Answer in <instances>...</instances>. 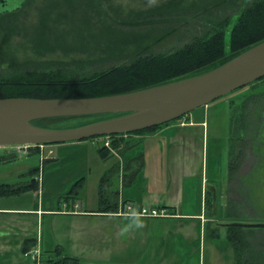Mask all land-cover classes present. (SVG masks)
Returning <instances> with one entry per match:
<instances>
[{"label":"rangeland","instance_id":"1","mask_svg":"<svg viewBox=\"0 0 264 264\" xmlns=\"http://www.w3.org/2000/svg\"><path fill=\"white\" fill-rule=\"evenodd\" d=\"M218 1L27 0L12 16L0 20V75L6 77L12 72L63 66L81 70L80 73H85L86 68L87 71L107 68L128 59L117 60L118 50L112 57L107 52L111 45H129L127 51H131L137 39L147 34L133 35L128 33L127 27L121 33L118 25L152 21L161 12L173 8L179 9L176 12L207 9ZM166 25L167 22L159 23L158 30L150 32L149 37H166ZM190 37L192 33L184 29L147 48V52L174 50ZM93 61L95 63L87 65ZM253 93L257 98L240 120L243 128L232 133L230 116L234 109L231 103L235 100L239 104L242 100L239 98ZM191 114L195 116L192 120L206 122L205 128L203 125L190 128L194 144L174 140L181 131L177 126L182 119L138 134L137 138L125 137L126 142L128 138L137 139L132 157H138L141 152L145 155V167L135 183L125 188L121 186L123 176L129 174L127 178L130 177L139 165L138 158L129 164L121 156L130 143H125L118 151L120 157L111 150L106 159L101 153L107 152L105 139L98 138L30 148L28 155L15 160H11L14 155H7L11 161L0 163V184L28 186L33 179L38 183L28 192L0 198V207L22 209L21 212L7 211L9 214L1 216L3 224L12 225L14 231H27L44 238V245L51 236L57 238L61 232L73 235L79 229L70 230L75 223L67 216L73 214L69 210H75V202L82 203L80 212L100 208L101 185L105 179V193L112 203L119 201L121 206L124 197L135 196V203L144 201L146 207H150L155 199L175 198L182 202L184 212L196 213L203 197L206 217L201 221L147 218L151 223L136 224L119 219L120 223L115 224L119 236L111 247L103 245L100 241L103 237L96 234L100 225L83 223L82 248L98 251L85 255L100 257L108 264H234L236 253L228 241L225 224L264 223V81L243 87ZM163 128L170 130L162 131ZM242 145L248 146L247 156L235 179L231 165L240 159ZM3 155L6 151L0 148V157ZM35 168L38 172L32 175L31 170ZM189 171L193 174L187 177ZM83 178L79 193L70 195ZM151 186H156L157 190ZM235 215L241 217H231ZM110 224L112 219L104 223ZM254 230L264 233V229ZM212 231L218 232L220 237H209ZM132 232L134 238L130 235Z\"/></svg>","mask_w":264,"mask_h":264},{"label":"trees","instance_id":"2","mask_svg":"<svg viewBox=\"0 0 264 264\" xmlns=\"http://www.w3.org/2000/svg\"><path fill=\"white\" fill-rule=\"evenodd\" d=\"M175 9H170L165 13L161 12L152 21L139 22L129 26L118 25L121 33H124L123 28L125 27L128 28V33L133 35L147 32L146 36L144 34V36L137 39L136 45L131 51H127L129 45L125 47H114L111 45L109 47L107 52L112 57V54L116 53L114 51L118 50L117 60L126 57L128 59L119 61L118 64L114 63L101 70L87 71L86 68L85 73H80L81 70H72L63 66L55 69L12 72L10 76L6 77L0 75V99L13 97L41 99L96 98L131 93L203 75L220 67L240 53L264 42V0H220L209 5L207 9L183 10V12L182 10L176 12L179 9ZM14 13L16 12L2 14L0 15V20L8 18ZM161 22L163 24L168 23L164 27L167 36H163V39L160 36L149 37L151 35L149 34L150 32L158 30L156 27ZM184 29L188 33H192L193 37L185 38L184 43L174 50L162 53L147 52V48L167 40L166 38L169 36H176L179 31L183 32ZM128 52H131V55L127 56ZM92 63H95V61L88 62L87 65ZM263 81L264 78L248 86H253ZM256 98L257 95L253 93L248 97L239 98L238 100L242 99L239 104L233 100L231 107L233 106L234 112H231L230 116L232 133L243 128L240 120L246 116L249 106L254 103ZM122 115L124 114L51 118L36 120L32 124L49 129H69ZM70 122L78 123L71 125ZM160 127L133 134L110 137L112 139L111 148L105 146L104 149H107L108 153L101 151L103 158L106 159L111 150L119 151L123 149L125 143L131 144L129 140L126 142V136L138 135ZM240 147L242 152L240 159L234 161L231 165V174L235 179L241 172L248 151L247 145ZM10 158L3 155L0 157V163L10 161ZM136 161L139 162V165L137 170L130 175V183L134 181L136 174L144 166V155L141 154ZM128 162L129 164L131 163L130 161ZM37 172L38 168L31 170L32 175ZM83 180L84 178L75 185V189L70 195L79 193ZM37 183V180L33 179L32 185L28 186L2 184L0 185V197H10L28 192L37 186ZM105 186L104 179L100 191L101 206L99 212L119 213V202L112 203L109 200L105 193ZM166 209L168 210V208ZM168 211L173 217V211L171 209ZM235 213L237 212L235 211ZM231 217L239 218L241 216L235 215ZM245 224L247 223L233 222L225 224L228 241L236 253L234 264H264V233L254 232V229L259 228H249ZM210 236L216 239L220 237L216 231H212ZM57 251L61 252V250ZM70 259L72 258H66L63 261ZM45 264L49 263L45 262ZM54 264H60V262Z\"/></svg>","mask_w":264,"mask_h":264},{"label":"water","instance_id":"3","mask_svg":"<svg viewBox=\"0 0 264 264\" xmlns=\"http://www.w3.org/2000/svg\"><path fill=\"white\" fill-rule=\"evenodd\" d=\"M27 0H0V15L21 9ZM264 78V42L203 75L126 94L96 98L0 99V147L49 145L153 129ZM124 114L76 128L49 129L41 119ZM264 229V223L245 224Z\"/></svg>","mask_w":264,"mask_h":264},{"label":"crops","instance_id":"4","mask_svg":"<svg viewBox=\"0 0 264 264\" xmlns=\"http://www.w3.org/2000/svg\"><path fill=\"white\" fill-rule=\"evenodd\" d=\"M193 116L192 114L188 116V118L185 120L186 124H180L177 127H180L181 131L177 132L176 137L174 140H179L184 143H193L192 139L194 138V134L192 131H190V128L197 127L203 125L205 128V121H197L195 119L192 120ZM170 130V128H163L162 131ZM133 136V135H132ZM129 136V137H132ZM135 137L137 135H134ZM179 136V138H178ZM137 138V137H136ZM129 141H133L132 144H130L128 150L126 153L121 155L118 151H115L116 154L120 157L123 156L127 161L132 162L133 160H136L139 158L142 152L138 157H132V148L135 147L136 144L135 139L128 138ZM135 143V144H134ZM194 144V143H193ZM144 155V154H143ZM145 156V155H144ZM11 161V160H10ZM145 164V162H144ZM145 165L141 168V170L136 174L134 181L129 182L130 177L127 178V175L123 176V181L121 182V186L125 188L126 185H133L138 177V175L141 173ZM193 172L189 171L186 175L192 176ZM2 184H10V185H18V184H12V183H2ZM0 184V185H2ZM152 188L156 189V186H151ZM124 188H121V192H124ZM150 188V186H149ZM183 189V188H182ZM157 190V189H156ZM123 194V195H122ZM120 195V194H119ZM121 196L124 197V193H121ZM159 197V196H158ZM3 198V197H0ZM135 196L132 198H123V205L126 203L131 204V202L134 203V207L136 209H140L142 207H146L147 205L143 202L135 203ZM173 200H167L165 198L155 199L156 202L151 204L150 207L152 208H168V210H172L174 213V216L171 217V219L174 218H180V219H186V220H202L206 217V202L204 198L202 197L201 201L199 202V211L196 213H187L184 212L186 209L182 205V202L176 201L175 198H172ZM119 202V201H118ZM76 204V202H75ZM82 204V203H81ZM120 204V202H119ZM122 206V205H121ZM121 206L119 205V213H103L99 212V208L95 210L90 211H75V210H69V212H73V214H69L67 216L72 217L73 223H75V227H70V230H76L79 229L77 233L73 235H67L59 233V237L53 238L52 236L49 238V241L47 242V245L44 243V238H40L38 235L35 237L32 234L26 233L27 231H14L12 230V225H5L2 222L1 216L7 215V211H13V212H21L22 209H14V208H6V207H0V264H45V262H48L49 264H54L57 262H60V264H108L106 261H103L102 258L93 256V255H85L86 252H90L88 248H82L80 244V239L83 237V234L80 233V229L83 227L81 224H87V222L96 223L100 225V230L96 231V234L100 236V238L103 237L101 243L105 246H113L115 242V238L118 239V232L119 230L116 229L118 225L116 226V223H120L121 220L128 221V223H135L136 222H148L151 223V219H147L146 217H140V216H133V215H125L121 214ZM82 207V205H81ZM41 210L39 211V213ZM65 214V213H61ZM53 215V214H52ZM87 219H90L87 220ZM112 219V224L110 225H104V223L107 222V220ZM121 219V220H119ZM142 219V220H141ZM168 219V218H164ZM156 220V219H153ZM115 221V223H113ZM6 226V227H5ZM93 226V225H91ZM111 232V234H109ZM131 237H135V233L132 232ZM181 235V234H180ZM216 243V241H213ZM61 250V252L57 251ZM38 251L40 254L38 259L32 258L30 255H26L30 252ZM93 252H98L97 250H93L92 252L88 253L91 254ZM43 253V255H42ZM21 254V256H20ZM24 255V256H23ZM26 257V259H25ZM66 258H72L76 260H67L63 261Z\"/></svg>","mask_w":264,"mask_h":264},{"label":"built area","instance_id":"5","mask_svg":"<svg viewBox=\"0 0 264 264\" xmlns=\"http://www.w3.org/2000/svg\"><path fill=\"white\" fill-rule=\"evenodd\" d=\"M105 145L109 147L110 141L106 140ZM0 148L4 149L7 152V154L24 157L29 154L27 151H29L30 148L42 149L44 148V145H16V146H5V147H0ZM74 207H75V210L76 209L78 210L81 208V205L79 203H76ZM121 214L147 217V218H166V217L171 216L168 210L164 208L142 207L140 209H136L131 204H127L123 206L121 208ZM26 255H30L34 259H38L40 256L38 251L30 252Z\"/></svg>","mask_w":264,"mask_h":264},{"label":"flooded vegetation","instance_id":"6","mask_svg":"<svg viewBox=\"0 0 264 264\" xmlns=\"http://www.w3.org/2000/svg\"><path fill=\"white\" fill-rule=\"evenodd\" d=\"M19 156H17V155H14V157L11 159V160H15V159H17Z\"/></svg>","mask_w":264,"mask_h":264},{"label":"bare ground","instance_id":"7","mask_svg":"<svg viewBox=\"0 0 264 264\" xmlns=\"http://www.w3.org/2000/svg\"><path fill=\"white\" fill-rule=\"evenodd\" d=\"M256 88V87H255ZM247 89V88H246Z\"/></svg>","mask_w":264,"mask_h":264}]
</instances>
